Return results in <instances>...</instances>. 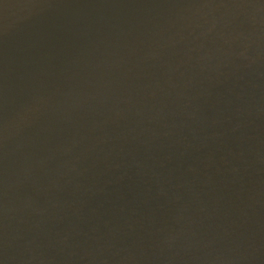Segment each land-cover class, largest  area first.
<instances>
[{
	"label": "water",
	"instance_id": "1",
	"mask_svg": "<svg viewBox=\"0 0 264 264\" xmlns=\"http://www.w3.org/2000/svg\"><path fill=\"white\" fill-rule=\"evenodd\" d=\"M0 264H264V0H0Z\"/></svg>",
	"mask_w": 264,
	"mask_h": 264
}]
</instances>
